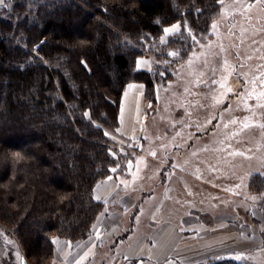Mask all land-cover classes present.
I'll list each match as a JSON object with an SVG mask.
<instances>
[{"label": "trees", "instance_id": "trees-1", "mask_svg": "<svg viewBox=\"0 0 264 264\" xmlns=\"http://www.w3.org/2000/svg\"><path fill=\"white\" fill-rule=\"evenodd\" d=\"M217 1L0 6V222L26 257L49 263L55 236L77 241L91 233L103 207L94 186L115 164L105 126L119 125L126 84L151 80V71L136 66L152 52L146 42L178 20L201 30ZM245 255L231 251L195 264H246Z\"/></svg>", "mask_w": 264, "mask_h": 264}, {"label": "rangeland", "instance_id": "rangeland-1", "mask_svg": "<svg viewBox=\"0 0 264 264\" xmlns=\"http://www.w3.org/2000/svg\"><path fill=\"white\" fill-rule=\"evenodd\" d=\"M212 8L201 30L178 20L146 42L153 65L148 84L140 81L148 103L142 137L110 136L111 153L123 175L137 165L136 193L156 176L151 194L168 200L172 213L219 222L221 233L231 231L232 252L264 264V0H218ZM23 256L15 232L0 222V264H23Z\"/></svg>", "mask_w": 264, "mask_h": 264}, {"label": "crops", "instance_id": "crops-1", "mask_svg": "<svg viewBox=\"0 0 264 264\" xmlns=\"http://www.w3.org/2000/svg\"><path fill=\"white\" fill-rule=\"evenodd\" d=\"M152 65L153 57L149 53L139 56L136 62L137 68L144 70H150ZM144 94L143 82L132 81L126 85L120 106V126L115 131L106 129L119 143L142 137V132L137 130L143 125L148 106ZM136 167L133 163L131 173L123 175L114 166L115 171L96 183L93 196L103 202V207L91 233L74 242L60 237L54 239L55 251L50 264H195L231 252L229 228L221 233L219 222L209 223L202 215L196 214L190 219L187 214L172 213L167 207L168 200L151 194L152 187L161 181L156 176L151 189L136 193ZM148 201L151 204L143 214ZM140 216L143 220L139 226ZM128 230L127 237H121Z\"/></svg>", "mask_w": 264, "mask_h": 264}, {"label": "snow or ice", "instance_id": "snow-or-ice-1", "mask_svg": "<svg viewBox=\"0 0 264 264\" xmlns=\"http://www.w3.org/2000/svg\"><path fill=\"white\" fill-rule=\"evenodd\" d=\"M220 2L222 3L223 0H220ZM3 3V0H0V4ZM178 27V26H177ZM173 29H165L166 32L172 31ZM173 55H175V53H173ZM129 87H133L132 85H129ZM261 95H264V93H261ZM247 127V125H246ZM154 154V153H153ZM113 171H115V169H113ZM99 199V197H97ZM240 257L238 256L237 259H239Z\"/></svg>", "mask_w": 264, "mask_h": 264}, {"label": "water", "instance_id": "water-1", "mask_svg": "<svg viewBox=\"0 0 264 264\" xmlns=\"http://www.w3.org/2000/svg\"><path fill=\"white\" fill-rule=\"evenodd\" d=\"M22 262H23V264H29V262L25 256H23Z\"/></svg>", "mask_w": 264, "mask_h": 264}]
</instances>
